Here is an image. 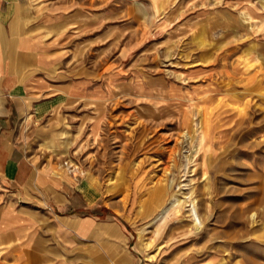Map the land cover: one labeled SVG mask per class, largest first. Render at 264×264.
I'll list each match as a JSON object with an SVG mask.
<instances>
[{"label":"rangeland","instance_id":"374dc122","mask_svg":"<svg viewBox=\"0 0 264 264\" xmlns=\"http://www.w3.org/2000/svg\"><path fill=\"white\" fill-rule=\"evenodd\" d=\"M68 2L56 69L90 92L27 113V150L102 213L16 197L38 264H264V0Z\"/></svg>","mask_w":264,"mask_h":264},{"label":"crops","instance_id":"0c3cea01","mask_svg":"<svg viewBox=\"0 0 264 264\" xmlns=\"http://www.w3.org/2000/svg\"><path fill=\"white\" fill-rule=\"evenodd\" d=\"M68 1L0 0V264H38L39 227L16 199L34 186L53 197L56 215L78 219L69 221L74 226L81 220L97 223L102 213L70 179L51 173L37 185L34 156L27 150V113L31 120L43 118L67 99L90 92L85 79L56 69L60 45L70 39L64 27Z\"/></svg>","mask_w":264,"mask_h":264},{"label":"bare ground","instance_id":"6f19581e","mask_svg":"<svg viewBox=\"0 0 264 264\" xmlns=\"http://www.w3.org/2000/svg\"><path fill=\"white\" fill-rule=\"evenodd\" d=\"M191 215H192V219L194 221V223L196 225H199L201 224V220L197 214V211H196V208H195V205L193 204L192 208H191Z\"/></svg>","mask_w":264,"mask_h":264}]
</instances>
